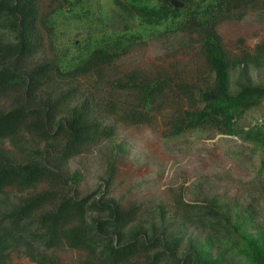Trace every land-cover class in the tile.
<instances>
[{"label":"trees","instance_id":"16d2710c","mask_svg":"<svg viewBox=\"0 0 264 264\" xmlns=\"http://www.w3.org/2000/svg\"><path fill=\"white\" fill-rule=\"evenodd\" d=\"M51 1L55 6L41 12L38 0H0V100H11L7 109L0 106V264H8L13 251L36 264H61L54 250L63 247L85 252L84 264H226L230 254L245 264H264V237L248 234L240 217L230 221L213 199L198 205L181 194L175 198L182 223L208 231L203 243L180 255L183 232L163 223L161 206L151 219L137 222L138 204L125 206L105 189L99 196L80 195L81 173L66 170L71 158L113 139L116 126L108 118L150 124L173 97L188 107L168 116L167 135L212 129L264 149V122L235 125L264 103V79L230 90L231 70L264 73V43L230 56L218 32L223 21L240 20L249 11L264 24V0H177L180 6L173 0H113L110 13L124 20L122 26L90 31L70 48H56L57 27L90 21L91 0ZM102 14L104 23L110 15ZM178 33L197 37L209 71L200 83L164 69L153 76L138 69L107 76L145 39ZM45 42L53 56L32 63ZM88 75L106 80L107 95L95 99L73 85ZM115 148L122 149L114 145L105 161L107 187L116 174ZM8 190L33 192L12 200ZM261 193L264 199V187Z\"/></svg>","mask_w":264,"mask_h":264},{"label":"rangeland","instance_id":"374dc122","mask_svg":"<svg viewBox=\"0 0 264 264\" xmlns=\"http://www.w3.org/2000/svg\"><path fill=\"white\" fill-rule=\"evenodd\" d=\"M95 15L90 21L59 23L56 48H69L82 41L90 31L120 28L123 24L116 13L110 10L116 6L113 0H91ZM41 12L55 6L51 0H38ZM110 17L104 20L103 11ZM61 20L59 19V22ZM224 46L230 56L242 50L252 51L258 43H264V24L256 20V13L249 11L240 19L223 21L218 26ZM53 51L47 42L43 50L32 59L36 63L49 58ZM138 69L153 76L164 69L169 75L188 82L200 83L209 75L201 56L196 35L185 33L172 36L147 38L137 44L129 53L107 69V76ZM264 73L254 68L238 67L231 70L230 90L235 92L244 83H259ZM75 87L89 96L99 99L110 91L106 80L97 82L88 75L73 82ZM125 94H123L124 96ZM168 105L154 114L150 124L129 125L110 117L107 122L116 126V134L111 141L97 144L71 158L67 171L78 170L81 181L77 186L80 195L95 192L96 196L107 190L108 196L127 206L136 203L140 207L137 222L151 219L158 214V206L164 211V224L179 226L183 232L180 255L191 246L203 243L208 231L195 225L183 224L180 212L175 206V198L181 194L187 203L209 204L213 199L234 222L236 218L246 220L244 229L252 236L264 237V149L243 141L232 133L212 129L188 130L178 136L167 135V119L175 108H187V101L178 97L168 99ZM10 99L0 100V106L7 109ZM264 122V103L246 111L236 121V127H249ZM122 149L116 158L115 177L107 187L105 161L114 145ZM43 186H38L37 189ZM9 191V197L33 192ZM159 217H155L157 221ZM170 227V228H171ZM61 264H84L85 252L63 247L54 250ZM232 257V258H231ZM226 264H245L243 259L230 254ZM8 264H36L19 251L11 253Z\"/></svg>","mask_w":264,"mask_h":264},{"label":"water","instance_id":"95a60500","mask_svg":"<svg viewBox=\"0 0 264 264\" xmlns=\"http://www.w3.org/2000/svg\"><path fill=\"white\" fill-rule=\"evenodd\" d=\"M173 3H174L175 5H177V6H180V5H181V3L178 2L177 0H173Z\"/></svg>","mask_w":264,"mask_h":264}]
</instances>
